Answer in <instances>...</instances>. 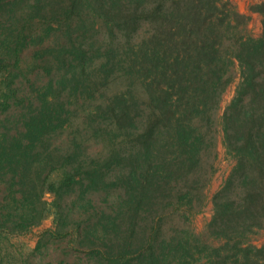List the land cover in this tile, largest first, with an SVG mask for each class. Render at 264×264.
Listing matches in <instances>:
<instances>
[{
  "label": "trees",
  "instance_id": "1",
  "mask_svg": "<svg viewBox=\"0 0 264 264\" xmlns=\"http://www.w3.org/2000/svg\"><path fill=\"white\" fill-rule=\"evenodd\" d=\"M250 9L259 36L231 0H0V264L49 216L32 252L67 239L85 258L66 264H264V0Z\"/></svg>",
  "mask_w": 264,
  "mask_h": 264
},
{
  "label": "rangeland",
  "instance_id": "2",
  "mask_svg": "<svg viewBox=\"0 0 264 264\" xmlns=\"http://www.w3.org/2000/svg\"><path fill=\"white\" fill-rule=\"evenodd\" d=\"M238 10L249 16L247 31L252 36H259L262 32V15L259 12L252 11L251 5L258 0H231ZM233 80L228 85L223 95L221 96L219 106L215 112L214 135L217 142V155L211 161L215 166V172L211 180L203 190V205L201 211L193 217L192 227L194 230L207 238L206 224L213 215V196L220 189L223 180L229 175L233 167V160L226 155L223 146V130L221 119L226 107L235 94L236 85L240 79L238 64L232 68ZM5 113L0 111V119ZM45 199L50 201L52 196L50 193L45 194ZM52 216L45 218L39 225L34 226L28 233L16 235L11 238V243L7 245L9 250L17 257V260L11 264H66L73 262L78 256L85 258L83 253L71 249L67 239H54L46 237L40 243V249L32 252L37 247L40 240V235L45 229L52 227ZM251 241L254 244L262 245L264 243V229L253 235ZM5 251V249H3ZM7 260V259H6Z\"/></svg>",
  "mask_w": 264,
  "mask_h": 264
}]
</instances>
